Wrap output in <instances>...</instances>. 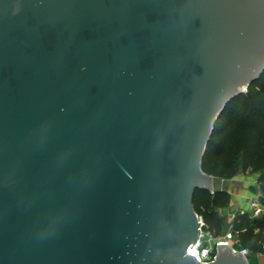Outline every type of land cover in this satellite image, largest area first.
<instances>
[{
  "label": "water",
  "instance_id": "1",
  "mask_svg": "<svg viewBox=\"0 0 264 264\" xmlns=\"http://www.w3.org/2000/svg\"><path fill=\"white\" fill-rule=\"evenodd\" d=\"M262 72L264 0H0V264H205L202 158Z\"/></svg>",
  "mask_w": 264,
  "mask_h": 264
},
{
  "label": "trees",
  "instance_id": "2",
  "mask_svg": "<svg viewBox=\"0 0 264 264\" xmlns=\"http://www.w3.org/2000/svg\"><path fill=\"white\" fill-rule=\"evenodd\" d=\"M202 170L217 179L231 180L240 173L256 175V185L264 203V72L245 93L231 99L220 113L202 158ZM230 204V194L215 188L213 193L197 190L193 206L215 237L226 233L222 211ZM234 236L250 253L264 245V215L251 218L236 213L230 221Z\"/></svg>",
  "mask_w": 264,
  "mask_h": 264
},
{
  "label": "built area",
  "instance_id": "3",
  "mask_svg": "<svg viewBox=\"0 0 264 264\" xmlns=\"http://www.w3.org/2000/svg\"><path fill=\"white\" fill-rule=\"evenodd\" d=\"M256 184V181H255ZM247 212L251 218H257L264 215V203L258 198L249 199L247 201V207L241 210V213ZM198 242L195 246H191L188 249V254L194 255L195 259L200 263H209L215 256V249L218 243H226L231 246L234 251H238L245 257L250 256V251L241 247L233 234L232 226L229 223L228 230L222 236L215 237L212 233L207 230V227L203 220L199 217V228H198ZM262 251L255 254V257L264 256V245L261 246ZM253 258V257H251ZM248 258L247 261L249 263Z\"/></svg>",
  "mask_w": 264,
  "mask_h": 264
},
{
  "label": "rangeland",
  "instance_id": "4",
  "mask_svg": "<svg viewBox=\"0 0 264 264\" xmlns=\"http://www.w3.org/2000/svg\"><path fill=\"white\" fill-rule=\"evenodd\" d=\"M256 175L251 173H240L231 180L224 182L218 181L215 183V188H224L231 192L232 196L245 199V204L248 199L260 198L262 193L255 184ZM244 204V205H245ZM237 204H229L228 208L222 211V216L225 219V230L228 229L229 222L236 213H239ZM249 264H264V258L254 257L249 260Z\"/></svg>",
  "mask_w": 264,
  "mask_h": 264
},
{
  "label": "crops",
  "instance_id": "5",
  "mask_svg": "<svg viewBox=\"0 0 264 264\" xmlns=\"http://www.w3.org/2000/svg\"><path fill=\"white\" fill-rule=\"evenodd\" d=\"M222 182H224L225 180H221ZM220 189H222V190H226L229 194H230V204H237V206H238V209L240 210V212H241V210H244L246 207H247V201L249 200H247L246 201V204H245V199H241V197H240V195L238 196V197H236V196H232V194H231V192L230 191H228L227 189H224V188H220ZM245 204V205H244ZM230 223V222H229ZM228 230V229H227ZM238 241V240H237ZM239 243V242H238ZM251 256H253V258L255 257V254H251ZM259 258H264V256H262V257H259Z\"/></svg>",
  "mask_w": 264,
  "mask_h": 264
}]
</instances>
